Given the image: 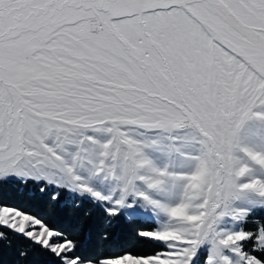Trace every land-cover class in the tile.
I'll return each mask as SVG.
<instances>
[{"label": "snow or ice", "instance_id": "obj_1", "mask_svg": "<svg viewBox=\"0 0 264 264\" xmlns=\"http://www.w3.org/2000/svg\"><path fill=\"white\" fill-rule=\"evenodd\" d=\"M34 257L264 264V0H0V264Z\"/></svg>", "mask_w": 264, "mask_h": 264}, {"label": "trees", "instance_id": "obj_2", "mask_svg": "<svg viewBox=\"0 0 264 264\" xmlns=\"http://www.w3.org/2000/svg\"><path fill=\"white\" fill-rule=\"evenodd\" d=\"M125 238V234L122 231L121 233H119L114 239L113 241L109 242L111 246H115L116 244L122 242ZM32 264H47V259L45 257H34Z\"/></svg>", "mask_w": 264, "mask_h": 264}]
</instances>
